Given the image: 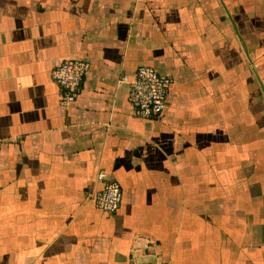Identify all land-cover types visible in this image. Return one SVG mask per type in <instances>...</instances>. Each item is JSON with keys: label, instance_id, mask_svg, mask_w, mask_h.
<instances>
[{"label": "crops", "instance_id": "crops-1", "mask_svg": "<svg viewBox=\"0 0 264 264\" xmlns=\"http://www.w3.org/2000/svg\"><path fill=\"white\" fill-rule=\"evenodd\" d=\"M140 65L172 78L156 119ZM0 264H264V0H0Z\"/></svg>", "mask_w": 264, "mask_h": 264}, {"label": "built area", "instance_id": "built-area-1", "mask_svg": "<svg viewBox=\"0 0 264 264\" xmlns=\"http://www.w3.org/2000/svg\"><path fill=\"white\" fill-rule=\"evenodd\" d=\"M89 70V63L80 58H65L51 71L52 80L60 87V104L70 105L79 96ZM172 86V78L153 66L140 65L129 82L128 101L134 115L143 119H156L162 114ZM102 187L90 199L95 207L105 213H114L122 202L119 182L98 175Z\"/></svg>", "mask_w": 264, "mask_h": 264}]
</instances>
